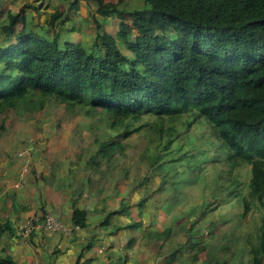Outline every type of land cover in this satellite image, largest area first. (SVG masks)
Instances as JSON below:
<instances>
[{
    "label": "trees",
    "instance_id": "1",
    "mask_svg": "<svg viewBox=\"0 0 264 264\" xmlns=\"http://www.w3.org/2000/svg\"><path fill=\"white\" fill-rule=\"evenodd\" d=\"M5 1L0 0V38L5 39L0 40V114L30 95L34 99L38 96V101L53 96L68 104L101 108L111 115L110 130L120 133L140 114L171 116L194 109L215 128L220 140L234 152L233 157L252 166L249 192L243 196V218L248 219L253 208L264 206V0H136L139 6H121L124 0H85L96 7L91 11L96 35L88 43L70 40L82 29L71 21L65 8L51 13L44 25L30 19L27 9H46L47 0H20L19 10L6 7ZM66 1L73 9L78 0ZM112 21L117 24L115 30L107 28ZM97 142L98 160L126 152L124 139ZM43 163L49 172L55 169L47 160ZM38 165L35 168L46 173ZM66 167L73 172L74 166ZM151 182L138 183L128 197L126 194L125 203L113 199L112 208L100 222L85 206H74L70 220H66L80 226L69 236L73 240L62 232L42 230L46 249L53 247L49 264H60L71 250L78 254L75 264H95L93 257L85 255L103 237L91 228L92 222L113 227L118 239L132 234L125 241V256L116 251L118 257L109 258L106 264L126 262L128 249L141 236L154 235L162 241L161 249L174 248L162 263L180 253L184 238L193 252V225L189 229L187 224L194 222L188 213L157 228L152 218L156 200L146 195L147 191H157ZM121 186L119 189L125 188L123 183ZM11 203L0 205V264H25L10 248V243L23 238L16 236L12 219L5 217L4 212L14 205ZM131 209L141 219L129 223L126 214ZM146 211L157 229L140 234L137 228L146 222ZM228 222L229 218L223 217L222 223L213 224L214 230ZM33 236L34 231L29 239ZM226 237L225 241L236 244L243 239L237 231ZM250 237L248 234L252 242ZM251 250L249 264H264V214L259 243ZM192 262L213 264L206 251L196 252Z\"/></svg>",
    "mask_w": 264,
    "mask_h": 264
},
{
    "label": "rangeland",
    "instance_id": "2",
    "mask_svg": "<svg viewBox=\"0 0 264 264\" xmlns=\"http://www.w3.org/2000/svg\"><path fill=\"white\" fill-rule=\"evenodd\" d=\"M47 1L49 6L46 9H27L30 19L34 17L36 23L46 25L45 21L51 13L58 8H65V12L67 10V14L71 15V21L82 29L70 40L83 43L93 40L96 35V25L91 16V11L96 8L94 4L78 0L75 7L70 9L66 0ZM22 4L20 0H6L4 3L6 7L16 10ZM120 5L139 6L140 1L124 0ZM116 27L113 21L107 26L110 30ZM49 35H53V31H49ZM0 40L5 41L3 38ZM28 98L24 102L17 101L14 107L0 114V201L9 198V202L14 203V196L17 199L15 206L18 211L13 221L16 236H23L20 240L29 239L32 231L35 236H39L42 230L36 227L35 222L47 214L67 222L63 215L72 213L71 208L66 207L70 196L65 203L52 201L67 189L75 191L76 195L84 193L93 196L98 192L106 193L112 199L125 200L126 194L128 197L138 183L146 185L152 179L153 185L150 186L157 191H147V197L167 204L162 208L163 216L157 228L187 213L191 222H194L187 224L189 229L193 225L191 237L196 240L194 251L189 250L190 244L184 238L183 249L169 263L193 264L195 253L201 251H206L213 264L250 263L252 246L259 243L264 214V206H258L253 208L248 219L243 218V196L249 192L252 166L233 157L234 152L220 140L215 128L196 110L171 116L140 114L129 120L119 133L110 130L111 115L105 114L101 108L68 104L53 96L43 101H38V96L34 99L30 95ZM56 136L61 138L56 140ZM115 138L124 139L127 143L126 152H116L111 158L100 156V160L96 159L97 141L106 142ZM62 139L66 141H62L60 147L57 146ZM48 140L56 141L48 143ZM50 148L55 149L50 151ZM37 152H48L49 155L54 152L48 160L58 171L52 169L43 175L40 169H36L35 166L40 167L35 159ZM59 157H63L61 161L64 164H57ZM66 166H74L73 172L67 170ZM29 172L38 179L36 182L27 183ZM54 175L57 180L49 189L45 184ZM121 183L125 188L119 189ZM86 184H90L87 189ZM55 203L61 207L58 208ZM21 210L24 213L22 215ZM155 212L160 215L159 206H155ZM144 214L148 216V213ZM20 215L21 220L16 223ZM126 216L129 217V223L133 222V218L141 219L133 209ZM226 216L229 218L226 226L214 230L213 224L222 223ZM32 227L35 229H29ZM157 228L147 223L141 224L137 230L144 234ZM234 231L243 238L239 245L228 242L230 239L226 237L227 233ZM248 234L252 242L248 240ZM224 237L229 240L225 241ZM140 244L147 247L140 255L144 260L143 256L145 259L152 256L162 241L152 235L145 236ZM32 246L27 244V247ZM229 248L232 249L226 252ZM102 250L104 248H91L90 254L97 256L94 260L97 264ZM173 250L172 246H168V255ZM222 251L224 254L220 255ZM32 254L36 260L30 262L31 256H28L29 262L26 264H37L40 260L49 264L48 251L44 248L32 250Z\"/></svg>",
    "mask_w": 264,
    "mask_h": 264
},
{
    "label": "crops",
    "instance_id": "3",
    "mask_svg": "<svg viewBox=\"0 0 264 264\" xmlns=\"http://www.w3.org/2000/svg\"><path fill=\"white\" fill-rule=\"evenodd\" d=\"M44 134H46V133H44ZM46 136L48 138L50 137L47 134H46ZM51 137H53V136H51ZM54 138L56 140H58L61 137L56 136ZM56 140H48V143H50V142L53 143ZM62 141H66V140L62 139L61 141L58 142L57 146L60 147ZM54 149L55 148H50V151H53ZM48 152H43L44 154L41 152H37V155L35 156V159L38 160L37 164H41L43 171H46V173L49 172V169L47 167V163H43V160H47L49 162L50 159L48 160V158L54 153L53 152L51 155H49ZM62 158L63 157H59V159H58L59 161H57V164H59V163L64 164L61 161ZM44 166H46V167H44ZM52 169H53V167H52ZM16 170H18V172L20 173L19 169H16ZM40 172H41V169H40ZM41 173L43 175H46L43 172H41ZM38 175H40V173H38ZM36 180H38V179L32 174V172H29L27 183L36 182ZM56 180H57V178H56ZM56 180H55V176L52 177L51 180L49 181L50 183H47V187L49 189H51ZM40 181L42 182L41 179H40ZM88 186H90V184H86L85 188L87 189ZM88 195L89 194L84 195V193H80L79 195H76L75 191L70 192L67 189V191L64 192L59 198L52 200V201L53 202L58 201L60 203H62L64 201L67 202L69 200V196H70V202L66 203L67 204L66 207L71 208V210H73L74 206H79V207L85 206L86 209H88V211L93 214L94 219H96V220L98 219L100 222L101 219H104V217L107 215L108 211H110V209L112 208L113 199L109 198L108 194L106 195V193L105 194H99L98 192H96V194L93 196H88ZM3 201H7L10 205H12V203L9 202V198H3L0 201V205L3 204ZM16 201H17V199H16ZM123 202L125 203V200H123ZM13 204H14L13 207L10 206V208H8L4 213H5V217H10L12 219L13 228H14L13 217L16 215V211H18V208L15 206V202ZM16 204H17V202H16ZM164 204L165 203H163V202L161 204V203H158L156 201V206H159V208H160V215L156 214L152 218H153V221L155 220L158 223V226L160 225L159 222H160L161 216H163L162 208H163ZM55 205L58 206L56 203H55ZM60 207L61 206H58V208H60ZM45 209H46V206H45ZM146 213H148V212L146 211ZM22 214H24L23 211H22L21 215ZM21 215H20V217L17 218V221H15L16 223H19V221L21 220ZM63 216H66V220H70L71 214H66ZM131 218H133V217H131ZM144 218H146V222L144 224L151 222L152 218H149V216L144 214L143 219ZM122 220H124V224H125V212H122ZM133 220H135V219L133 218ZM16 223H15V225H16ZM96 224H97V222H92V224L90 226H91V228H93V227L96 228L97 233H99L103 238L99 242L98 245H95L93 247V249L95 247H99V248L103 247L104 251H105L104 253L102 252L98 256L99 260H100L99 264H106V262L109 258H114V259L117 258L119 253H121L125 256V241L130 240L132 237V234L126 233V236H122L121 239H118L119 237H116L115 235H113V227L108 228V227H103L101 225H96ZM14 231L16 232L15 229H14ZM84 231L86 234L88 233L87 230H84ZM47 232H51V231H47ZM52 232H58V231H52ZM40 235L39 236H33L32 239H29V240H25V241L15 240L16 241L15 243H10L11 250L14 252V255L20 259V262H22V263L24 262L25 264L27 262H29L28 256H31L30 262L35 261L36 259L34 258L33 254H32V250L37 251V248L38 249L44 248L46 251H48L46 249L45 240ZM144 237L145 236H141L139 239H137V241H135L134 246L132 248L128 249L130 258L126 262L124 259L122 264H171V263H169V261H167V263H162V260L168 255V253H167V250H165V249H159L160 247L156 248L157 250L149 258L145 259V256H143L144 260H142V258H140V257H142V256H140L142 254L141 251L147 249L146 246L140 244ZM67 238H69L70 240L74 239L73 236H71V237L68 236ZM26 243L27 244L30 243L33 246L27 247ZM106 247H108V248L110 247L107 252H106V250H107ZM63 248L66 249V246L64 245ZM74 248H76V247L74 246ZM52 251H53V247L50 248V251H48V254H49V252H52ZM116 251H120V252L117 254V253H115ZM70 252L69 253L71 255L76 256V257L72 258L70 254H68L67 256H63L60 264H75L76 263V259L78 258L77 251L71 250ZM90 252L91 251H88L86 253L85 257H93L95 260L97 258V256H91ZM42 263H43V261L40 260L37 264H42ZM94 263L97 264L96 262H94Z\"/></svg>",
    "mask_w": 264,
    "mask_h": 264
},
{
    "label": "built area",
    "instance_id": "4",
    "mask_svg": "<svg viewBox=\"0 0 264 264\" xmlns=\"http://www.w3.org/2000/svg\"><path fill=\"white\" fill-rule=\"evenodd\" d=\"M37 228L45 231H58L70 236L75 230L80 229V226L67 223L61 219L53 217L52 214H47L44 218L35 222ZM29 228V229H33ZM35 229V228H34Z\"/></svg>",
    "mask_w": 264,
    "mask_h": 264
}]
</instances>
